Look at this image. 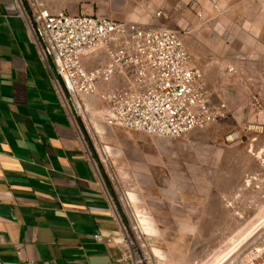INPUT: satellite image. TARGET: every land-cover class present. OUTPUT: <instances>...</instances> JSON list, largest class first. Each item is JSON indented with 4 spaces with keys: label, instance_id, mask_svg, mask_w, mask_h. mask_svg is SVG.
Instances as JSON below:
<instances>
[{
    "label": "rangeland",
    "instance_id": "obj_1",
    "mask_svg": "<svg viewBox=\"0 0 264 264\" xmlns=\"http://www.w3.org/2000/svg\"><path fill=\"white\" fill-rule=\"evenodd\" d=\"M155 5L163 14L153 11L151 28L180 35L204 81L214 83L215 104H226L224 115L166 139L105 126L96 114L105 106L93 96L65 95L64 101L74 124L86 131V147L134 264H225L264 227V0H222L219 12L205 5L201 21L189 0ZM248 125L262 130L228 140ZM127 133L136 135L131 146L114 144ZM138 154L151 156L149 169ZM123 161L126 168H120Z\"/></svg>",
    "mask_w": 264,
    "mask_h": 264
},
{
    "label": "crops",
    "instance_id": "obj_2",
    "mask_svg": "<svg viewBox=\"0 0 264 264\" xmlns=\"http://www.w3.org/2000/svg\"><path fill=\"white\" fill-rule=\"evenodd\" d=\"M156 2L0 0V264H126L121 224L89 155L86 131L74 124L28 19L39 7L151 28ZM209 82L211 103L226 106L220 99L215 104ZM129 133L114 137V144L131 146L136 135ZM137 156L149 169L151 156Z\"/></svg>",
    "mask_w": 264,
    "mask_h": 264
},
{
    "label": "built area",
    "instance_id": "obj_3",
    "mask_svg": "<svg viewBox=\"0 0 264 264\" xmlns=\"http://www.w3.org/2000/svg\"><path fill=\"white\" fill-rule=\"evenodd\" d=\"M221 1L189 0L197 6L195 16L200 21L206 15L205 5L210 12H219ZM162 14L158 7L155 17ZM28 27L51 65L62 99L97 94L105 107L96 114L107 127L178 139L224 115L225 105L211 103L204 72L191 64L180 35L171 29L144 28L95 15L50 13L39 7L29 17ZM112 83L116 84L112 89L99 91ZM253 100L259 106L257 98ZM255 129L262 127L248 125L227 138L234 140ZM122 242V262L134 264L133 249L125 246L124 237ZM225 264H264V227Z\"/></svg>",
    "mask_w": 264,
    "mask_h": 264
}]
</instances>
